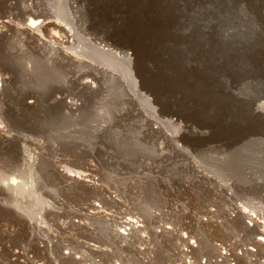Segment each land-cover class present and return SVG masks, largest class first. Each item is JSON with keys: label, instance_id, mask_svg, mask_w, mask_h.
Segmentation results:
<instances>
[{"label": "rangeland", "instance_id": "obj_1", "mask_svg": "<svg viewBox=\"0 0 264 264\" xmlns=\"http://www.w3.org/2000/svg\"><path fill=\"white\" fill-rule=\"evenodd\" d=\"M82 3L91 32L131 47L149 1ZM166 6L173 19L168 37L147 43L145 67L162 86L156 106L180 124L150 125L137 110L147 107L117 71L120 80L100 72L87 88L82 66L32 56L27 71L23 52L10 56L7 100L29 92L35 104L3 120L5 130L29 140L24 150L20 141L0 148V158H13L0 160V264L264 261L252 231L231 222L234 201L264 210V186L254 178L264 176L257 140L264 118L250 110L264 94V0ZM63 95L76 107L55 100ZM186 120L202 133L189 132ZM14 183L25 187L14 194L17 204L7 190ZM222 184H230L231 197Z\"/></svg>", "mask_w": 264, "mask_h": 264}, {"label": "bare ground", "instance_id": "obj_2", "mask_svg": "<svg viewBox=\"0 0 264 264\" xmlns=\"http://www.w3.org/2000/svg\"><path fill=\"white\" fill-rule=\"evenodd\" d=\"M83 1L0 0V148H8V146L13 144L19 146L17 144L20 141L24 150L29 140L25 135V138H23L19 134L5 130V125L3 124L4 118H8L11 111L17 112L15 110L19 109L24 111V109L32 107L35 102V96L29 92L23 98L16 99L14 103L7 100L9 87L14 80V70L9 58L16 51L23 52L30 59L25 64L27 71L33 66L32 56L36 59L47 58L65 65L69 69L82 66L84 68L82 74L86 77L81 84L87 88L93 87V81H99L98 73L100 72L108 78L119 79L117 71L128 82L131 95L139 98L147 107V112L142 111L140 108L137 110L144 114L150 125L157 124L159 127L180 124L181 119L179 116H170L156 106V104H159V100L163 98L162 86L156 81L154 82L155 85H153L145 67L147 43L153 41L161 43L166 40L168 37L167 30L169 31L173 22L171 10L166 6L167 0H148L149 3L146 4L147 14L140 20L142 24L140 27L137 26V34H133L134 39L131 47L114 39L111 34L98 36L95 31L91 32V24L89 20L84 18L82 13ZM129 30L131 29L129 28ZM101 64L117 67V70L112 71L108 68H103ZM164 65L166 66L165 62L162 65V69H164ZM155 66L158 65L156 64ZM124 84L123 82L122 85ZM173 89V87L172 89L170 87L169 90ZM27 99H30V101H27ZM55 100L63 101L69 109H73L77 105L74 101H66V96L64 95ZM250 110L253 114L264 118V94H260L252 100ZM183 122L185 128L193 135L197 136L202 133L191 124H188L187 120ZM257 140L261 143L264 150V137H260ZM0 160L7 164L11 163L13 158L4 156ZM209 178L213 180L210 175ZM254 178L258 180L257 184L264 186V176ZM3 180L4 177L0 174V182ZM221 186V189L231 197L230 184L229 186L223 184ZM251 188L253 187L251 186ZM7 190L12 194L14 204H17L18 198H14V194L15 196L23 194L25 187L22 184L17 185L14 183V186L8 187ZM232 204V211L235 213L231 218V222L233 221L232 223H236L243 230L252 231L254 236L252 245L264 253V210L254 209L248 203H243V201H234ZM230 214L232 216V213ZM129 229L130 227H125L123 234H127ZM258 264L260 263L258 262ZM261 264H264V261Z\"/></svg>", "mask_w": 264, "mask_h": 264}]
</instances>
